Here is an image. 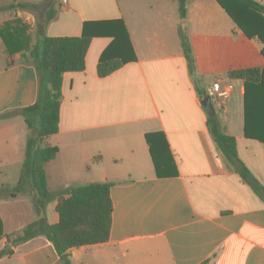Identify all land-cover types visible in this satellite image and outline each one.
<instances>
[{
	"label": "crops",
	"instance_id": "crops-1",
	"mask_svg": "<svg viewBox=\"0 0 264 264\" xmlns=\"http://www.w3.org/2000/svg\"><path fill=\"white\" fill-rule=\"evenodd\" d=\"M183 1L185 16L181 0H0V26L10 23L30 47L43 35L81 36L85 28L92 36L85 69L63 75L59 131L45 139L59 147L45 166L51 191L112 182L110 237L72 248V264H264V200L218 148L202 104L215 79L232 85L223 106L212 101L216 115L264 185V40L248 37L217 0ZM255 20L264 33V14ZM23 53L10 54L0 35V114L38 98V74ZM103 54L124 63L102 77ZM247 68L261 77L228 74ZM29 132L20 113L0 119V250L13 249L0 264H61L45 235L17 245L8 238L38 219L30 183L9 192L21 178ZM57 203L46 208L51 224Z\"/></svg>",
	"mask_w": 264,
	"mask_h": 264
},
{
	"label": "trees",
	"instance_id": "trees-1",
	"mask_svg": "<svg viewBox=\"0 0 264 264\" xmlns=\"http://www.w3.org/2000/svg\"><path fill=\"white\" fill-rule=\"evenodd\" d=\"M217 1L248 37L257 34L264 40L263 28L255 20L257 16L263 17L264 4L254 0ZM18 6L34 7L29 3H19ZM180 9L185 16L186 6L183 0L180 2ZM51 18L52 15H49L46 23ZM8 26L10 23L0 26V35L7 51L10 54L24 51V59L35 66L39 78L38 98L34 104L0 114L1 119L20 113L29 127L21 178L9 192L16 196L25 192L27 184L30 183L33 206L38 215L37 220L26 225L20 233L8 235V238L12 245H17L38 235H45L53 243L60 263L72 264L70 252L72 248L103 243L110 237L113 214V201L110 196L112 182H90L73 185L57 192L51 191L45 166L56 158L59 147L45 144V139L59 131L63 75L66 72L85 69V56L92 36L87 34L85 28L81 36L43 35L38 45L30 47L27 37L12 34ZM18 31L16 32L19 33ZM182 42L190 66L193 67L195 60L185 35ZM123 63V60L117 62L108 60L103 54L98 64V73L102 77L106 76ZM228 74L231 78H241L245 81L261 77V72L257 68L232 70ZM208 127L218 148L235 166L243 181L264 200V185L239 158L236 138L222 131L217 115L208 117ZM146 139L158 170L159 159L154 145H151L150 135H147ZM55 199L58 200L56 211L59 214V221L51 224L46 217V208ZM12 253L11 245H7L0 250V258Z\"/></svg>",
	"mask_w": 264,
	"mask_h": 264
},
{
	"label": "built area",
	"instance_id": "built-area-1",
	"mask_svg": "<svg viewBox=\"0 0 264 264\" xmlns=\"http://www.w3.org/2000/svg\"><path fill=\"white\" fill-rule=\"evenodd\" d=\"M67 0H63L66 3ZM232 85L223 84L221 78L215 79L211 85L207 88V96L212 98V101L219 106H223L224 102L230 97L232 93Z\"/></svg>",
	"mask_w": 264,
	"mask_h": 264
},
{
	"label": "water",
	"instance_id": "water-1",
	"mask_svg": "<svg viewBox=\"0 0 264 264\" xmlns=\"http://www.w3.org/2000/svg\"><path fill=\"white\" fill-rule=\"evenodd\" d=\"M202 104L210 116L216 115V110H215V107L213 105L212 98L210 96L205 97L202 100Z\"/></svg>",
	"mask_w": 264,
	"mask_h": 264
}]
</instances>
